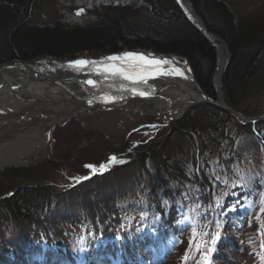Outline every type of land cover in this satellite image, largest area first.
<instances>
[{
	"label": "trees",
	"instance_id": "obj_1",
	"mask_svg": "<svg viewBox=\"0 0 264 264\" xmlns=\"http://www.w3.org/2000/svg\"><path fill=\"white\" fill-rule=\"evenodd\" d=\"M40 1L43 0H0V52L3 53L0 63L42 56L74 57L85 50L99 56L101 52L111 53L124 48H153L161 53L185 58L203 89L215 95L213 80L217 49L204 37L202 30L189 22L174 1L167 8L161 7V4L154 6L152 12L159 16V20H150L144 27L136 19L138 6L130 1L105 6L90 5L84 19L57 17L51 22L39 23L34 21V16H41L37 15L40 5H43ZM191 1L208 30L228 49L229 63L223 79L226 103L251 116L264 113V105L252 106L259 96L264 95V9L250 13L249 18L248 15L237 18L223 0ZM255 82L261 91L259 94L254 89ZM201 108L226 116L238 130H233V133L220 130L222 138L206 131L202 133L189 118L196 109L192 108L183 120L173 122L172 128L176 130L171 131L185 133L192 147V150H188L189 159L182 154L177 157L170 153L163 155L168 136L149 144V140L156 138L160 130H144L148 133L144 135L147 139H141L142 143L135 149L137 154L132 160L133 163L139 161L142 175L146 174L145 170L148 171L149 182L142 187L145 190V206H129L135 215H139L130 226L125 225L120 215L119 201L125 200L124 197L132 192L131 187L108 185L105 181L100 183L99 188L87 192L92 188L90 181L83 184L85 196L81 193V187L76 189L81 198L79 204H65L66 207L57 209L56 198L63 196L64 192H55L53 189L44 191L40 186L36 187L41 189L37 191L32 186H26L25 191L3 200L0 219L3 217L2 222L7 220L13 229L20 228L22 232L16 237L14 231L7 237L1 234L0 252L12 250L17 258L24 253L32 259L38 258L39 249L31 239L33 233L38 231L47 240L45 255L62 258L52 236L58 233L60 237L64 233L59 232L61 223L75 225L82 220L85 225L91 223V230L99 236L94 207L97 203L115 217L116 220H113L122 235L123 246L149 233V229H156L161 237L182 235L181 242H187L192 237L191 229L197 227L207 233L208 241L214 231L216 234L221 232L223 239L228 234L242 235L238 244L229 245L231 252L241 259L246 258L247 251L264 252V167L255 176L247 172L246 180L242 171L243 159L250 157L255 144H263L264 130L260 128L264 123L245 125L213 106L203 105ZM188 123L193 124L194 128H190ZM71 124L69 129L58 128L51 133L55 149L58 146L57 156L71 157L77 152L78 144L84 140L83 145L86 147L77 152L80 158L88 157L91 160L96 157L97 151L93 146L101 139L98 137L100 134L88 132L74 119ZM161 124L151 122L147 126L156 125L159 128ZM203 127L206 130L208 126ZM73 134L75 137H72ZM80 136L83 137L81 140ZM93 136L95 140L90 142ZM106 160L108 158L101 161ZM150 162L157 163L154 168L155 180ZM21 171L15 170L11 174L18 178ZM26 191L27 194H33L32 207L24 205L28 200ZM138 217L143 218L141 224ZM188 218L189 224L180 223ZM63 241L68 250L78 253L88 251L89 257L96 256L104 248L95 242L82 245L80 242Z\"/></svg>",
	"mask_w": 264,
	"mask_h": 264
},
{
	"label": "rangeland",
	"instance_id": "obj_2",
	"mask_svg": "<svg viewBox=\"0 0 264 264\" xmlns=\"http://www.w3.org/2000/svg\"><path fill=\"white\" fill-rule=\"evenodd\" d=\"M127 2L130 1L131 4H134L138 6V14H136V19H138L140 22H142L143 27L147 24V22L155 20H159V16H156L155 12H152V8L154 6H158L161 4V7L167 8L169 4L174 0H43L40 1V8L38 9L37 15H41L39 18L37 16H34V21L39 23H45V22H51L53 20H56L57 17L61 18H73V19H84L88 7L90 5L98 4L99 6H105L104 4L108 5L109 3H117V2ZM224 3H226L231 10L234 11V15L237 18H244L248 15V18L250 16V13L263 10L264 9V0H223ZM57 2V3H56ZM175 2V1H174ZM83 6L84 9H86L85 13H83L81 16H79L76 13V9ZM154 11V10H153ZM43 15V17H42ZM185 15V13H184ZM245 20V19H241ZM2 46V45H1ZM0 46V50H2V47ZM142 49H148L152 50L154 52H158L156 49L153 48H143L138 47ZM127 49V48H124ZM135 49V48H133ZM117 52V51H115ZM217 52V51H216ZM103 54V52H101ZM227 53V60L229 63V52L226 48ZM3 54L0 52V58L3 56ZM92 53L87 50L78 53L77 55H91ZM76 55V56H77ZM66 57V56H63ZM218 60V57H217ZM217 64V63H216ZM217 67V66H216ZM254 84V89L257 94L261 91L257 87V83ZM214 85V80H213ZM214 89V88H213ZM262 90V89H261ZM264 93V89H263ZM216 95V91H215ZM214 95V96H215ZM260 98H257L255 102L252 103V106L257 105H264V95L259 96ZM263 99V100H262ZM202 105H199V107H196L194 114L190 115L191 122H194V127H197L200 132L205 133H213L216 137L222 138V135H220V130H227V132L233 133V130H238L224 115H218L217 113H214L213 111H207L206 109L201 108ZM191 111V110H190ZM188 115V112L184 115ZM174 121L179 122L181 120ZM78 121L81 126L89 130L88 132L94 131L99 133L98 135L99 139L96 142V145L93 146L95 150L97 151L96 157H92L91 160L88 157L80 158L77 152L79 150L85 148L84 146V140L78 144L76 153L72 154L71 157H58L57 156V149H55L53 138L51 137V133L54 130H57L58 128L61 129H69L71 128L72 120ZM24 118L19 119L18 121H23ZM237 120V119H236ZM240 122L239 120H237ZM12 122V120H5L3 124H9ZM151 122H162L161 127L159 128H153L150 126H147V123ZM264 122H261L259 124H262ZM190 128H194L193 124H190ZM172 124L169 122H165L163 119L157 117L154 114H150L147 112L142 111H133V110H126V109H114V110H98L95 112H92L90 114L85 115H79L76 117H73L68 124L63 126L56 127L53 131L50 132L49 140L47 148L41 152V154L38 157H35L34 159H27L23 161V164L12 166L6 165L5 167L0 169V208L2 205H4L3 198L5 196H8L12 198V196L16 195L17 193H20L22 191H25L28 186H32L33 190L36 189L44 190L47 189H53L55 192H64L63 196H60L59 198H56V208H64L65 204H79L81 202V198L79 197V192L75 189H68L66 187L67 180L64 179V171L65 173H76V174H87L90 170L85 167L87 164H95L99 165L101 163H104V161H101L103 159L109 158L112 155L120 154L122 155V158L119 159L126 161L125 163L121 164H113L110 165L111 167L115 166L113 171L107 172L102 177H96V179L93 178V180L90 182L91 189L87 190V192H92L94 190L93 188L97 189L99 188L100 183L107 182L108 185L110 184H116L118 186H127L131 187V193L127 195L125 200H120V215L122 218H124L125 225L130 226L133 221H135V217L139 215H135L132 208H129V206H132L133 204L136 206H145V201L143 199V191L142 187L144 184H148L149 182V175L148 171L145 170V175H142V170L139 167V161L137 163H133L137 153H135V149L139 146H136L134 149H132V145L134 140L141 141L143 137L146 135L144 134V130H160L156 138H151L148 142L149 144L155 143L157 141H162L164 138L168 136L169 141L167 145L164 147H167L162 154L166 155L170 153L171 155H174L175 157L180 156L182 154L183 157L186 159H189V152L188 150L192 147L189 144V141L185 138V133L178 131V132H171L172 130H176L172 128ZM207 127L205 128L203 127ZM210 127V128H209ZM262 130H264V126H261ZM86 130V131H87ZM179 130H181L179 128ZM183 130V129H182ZM244 130H249L245 128ZM196 131V130H194ZM97 135V134H96ZM95 135V136H96ZM145 135V136H144ZM95 136H93L90 139V142L95 140ZM72 137H75V134L72 135ZM83 137L80 136L79 140H81ZM150 138V136H149ZM147 139V137H145ZM196 146L199 144L197 141H195ZM226 145H229L228 142H226ZM163 147V148H164ZM131 149V151H129ZM187 150V151H186ZM162 150H159L160 152ZM190 151V150H189ZM199 152L198 150L196 151ZM104 153L102 158L100 157L101 154ZM80 158V159H79ZM49 161L47 165H42L45 162ZM83 161V162H82ZM132 161V162H131ZM242 166L244 168L243 176L244 180H246V173H252L253 176L257 175L260 170L264 167V147L262 144H255L254 149L248 157V159H243ZM54 163V164H53ZM23 166L24 169H22L20 175L18 178H14V174H11L15 171L14 168ZM157 166V163L150 162L149 167L153 170V178L155 180L156 174L154 173V168ZM45 167V168H43ZM261 167V168H260ZM112 170V169H111ZM42 171V172H39ZM156 172V171H155ZM11 174V175H10ZM142 175V176H141ZM17 180H19L17 182ZM110 183V184H109ZM139 183V185H138ZM85 185V184H84ZM27 186V187H26ZM40 186L41 189H37L36 187ZM81 193L84 194V186L81 185ZM101 189L104 190L102 187ZM31 190V189H30ZM142 190V191H141ZM28 191H26V200L27 202L24 203V205L30 206L33 205V194H27ZM35 194V193H34ZM38 194V193H37ZM93 194V193H89ZM13 196V197H14ZM45 198L46 195H44ZM66 202V203H65ZM96 213H97V221L99 224V236H96L94 232L91 230L92 224L85 225L83 223V220L80 223H76L73 225L72 223L67 224H60L59 226V232L64 231L63 234L60 235L61 239L58 235L52 236V239L55 242L56 249L59 248L63 253L69 255L67 253V250L64 248L63 240L72 241L75 244L81 243L82 245H87L88 242H102L106 247L107 250H110L111 253H113V250L116 251L118 255V246L121 240L122 235L120 234L119 230L117 229V225L114 223L115 217L111 215L110 212L106 211L102 204H95L94 205ZM4 209V207H3ZM157 211V210H155ZM154 211V212H155ZM157 214V213H155ZM3 217L0 219V235L5 234L3 236L7 237L10 232L14 231L15 237L16 235L20 234L22 232V229L18 228L13 229L11 227V224L5 220L2 222ZM114 219V220H113ZM140 224L142 223L143 218L138 217ZM137 219V220H138ZM155 223V222H154ZM180 223H186V219L182 220ZM191 229V228H189ZM219 229H217L218 231ZM190 230H188L189 232ZM192 237L186 242H181L183 240V236H177V237H167L164 238V241L168 242V247L166 249H145L146 247H150L149 245L154 244V240H147L144 236L143 240H140L141 237L137 240V246L139 250L144 251L143 255H137L136 252H132L131 256L133 257L131 259V256H128L126 253L120 255V259H123L124 261L128 262L129 264L132 261L137 262L138 264H264V254L260 253L258 251H247L246 258L243 257L241 259L238 255H235L230 252V249L227 247V242H231V240H235L237 235L229 236V240H223L222 236H220L216 241L217 248L212 251L214 248V241L217 236V232L214 231L211 240L208 241V236L206 232H202L199 228L191 229ZM151 234V233H150ZM149 234V236H150ZM115 238L114 242H111V238ZM121 235V236H120ZM242 238V235H241ZM33 242L35 245H38L41 249L46 248V239L44 235L38 231H35L32 235ZM241 240V239H240ZM146 242H149V245H145ZM183 243V244H182ZM167 244V243H166ZM116 245V246H115ZM145 249V250H143ZM181 249V250H180ZM132 251V249H130ZM19 252V251H18ZM110 252H108V256H111ZM115 253V252H114ZM18 254V253H17ZM142 256V257H141ZM185 256H187V259H185ZM205 256H208L207 261L204 259ZM41 261L37 262H31V264L38 263L41 264ZM100 262L103 261L102 257L99 259ZM27 262V259L25 256H21L17 259H8L6 255H3L0 259V264H18V263H24ZM86 264H100L99 262H87Z\"/></svg>",
	"mask_w": 264,
	"mask_h": 264
},
{
	"label": "water",
	"instance_id": "obj_3",
	"mask_svg": "<svg viewBox=\"0 0 264 264\" xmlns=\"http://www.w3.org/2000/svg\"><path fill=\"white\" fill-rule=\"evenodd\" d=\"M184 5L178 0H175V3L180 7L183 13L186 14V18L190 23L197 26L204 37L209 40V42L216 47L217 49V67L214 74V90L216 95L212 96L206 90L203 89L201 84L198 82L194 71L189 64V62L178 55L154 52L148 49L142 48H131V49H122L117 52L104 53L99 56L94 55H77L74 57H56V56H42L32 60L24 59H14L8 62L0 64V89H6L9 96H12L15 102L10 103L8 97L7 102L0 103V116H4L2 120L9 118L11 114L15 116L22 115V118L27 120L31 119L29 117L30 110L29 108H23L19 105L25 103L24 101L37 103L39 98H36V91H42L47 89L46 87H60L63 89L62 96L59 94L56 97V105L66 104L72 109H77L73 113L67 114L63 119L62 123L54 124L50 132L53 131L58 126H63L68 124V122L76 116L90 114L98 110H114V109H126L129 110L132 106L146 105L151 110L142 111L150 114H154L157 117L163 119L166 122L178 121L184 117V115L192 108L199 105H210L219 110H222L235 119L239 120L244 124H254L264 122V113L261 115L251 116L243 113L239 109L229 106L225 101V93L221 88V91L218 92L217 83H218V71L220 67V44L216 40V36L208 30L203 18L198 14L196 8L191 0H183ZM83 9V8H81ZM80 9L76 11L78 13ZM85 10L79 15L83 14ZM125 52H133L145 54L149 59H158V60H169L173 65L181 66L179 60H183L187 64V76L188 81L192 83L197 95H191L188 93L189 100L188 102L177 108L170 100H161L159 98L160 92L163 90L164 86L169 84L168 80L160 81L159 77L154 75L150 69L151 75L147 78L146 82H133L125 80L120 75H113L111 73L105 72L103 69L105 65L116 63L119 65V61H108L106 60L109 56H122ZM85 59L88 61H93L95 63L80 66H72L69 64L70 61ZM165 66V65H162ZM228 66V60L221 69L220 73V85H223L224 74ZM17 70L15 72V78L10 76H5L7 71ZM95 81L94 85H88L87 80ZM175 85L180 87L178 82H173ZM136 89V92H133L132 89ZM181 88V87H180ZM183 90V89H182ZM140 91L149 93L147 97H142L139 95ZM187 94V93H185ZM31 97L30 99H28ZM49 95H45V98H48ZM25 98L27 100H19ZM3 100V99H2ZM42 103H44L41 100ZM47 104H52L51 100L46 101ZM49 106V105H48ZM53 106V105H52ZM16 107V108H15ZM18 107V108H17ZM78 108H81L83 111H79ZM24 109V110H23ZM177 111L176 113H173ZM38 112H49L48 107H42ZM44 116V114H42ZM8 120V119H7ZM4 121V120H3ZM8 125V124H7ZM50 136V133H49ZM105 173V171H103ZM98 174H93L88 172L87 174H76V173H65L64 179L67 180L66 187L72 189L78 187L82 183H85L91 180L94 176ZM90 179H84L82 183L77 182L74 178L76 177H89Z\"/></svg>",
	"mask_w": 264,
	"mask_h": 264
},
{
	"label": "bare ground",
	"instance_id": "obj_4",
	"mask_svg": "<svg viewBox=\"0 0 264 264\" xmlns=\"http://www.w3.org/2000/svg\"><path fill=\"white\" fill-rule=\"evenodd\" d=\"M182 5H184L183 0H178ZM220 44V67L218 71V85L217 88L219 91H221L222 86L220 85L219 79H220V73L221 69L225 65L227 61V53H226V47L223 43ZM181 63V66L173 65L172 63H169L165 66H161L163 70L167 72V74H163V72H158L155 68H153L152 72L154 75L158 76L160 81L163 82V80H168L169 84L164 86L163 90L158 95L161 100H170L173 102V104L176 105L177 108H180L181 106L185 105L188 100V93L191 95H197L198 92L196 91L195 86L188 81L187 76V64L183 60H179ZM176 67H179L182 71H184L183 76L176 75L174 72V69ZM16 71L17 70H13ZM12 70L7 71L5 76H10L12 78H15ZM173 82H178L180 84V87L175 85ZM47 89L42 91H36V98H39L40 100L37 101V103L32 102H26L21 103L19 106L23 108H29L30 114L29 117L32 118L31 122L30 120H27L24 118L23 121L19 122V119H22V115L15 116V114H11L9 118L3 119L5 120H12L8 125L3 124L2 118L4 116H0V169L5 167L6 165H12L17 166L23 164V161L27 159H34L35 157H38L42 151H44L47 148L48 140H49V133L51 128L54 126V124H60L62 123L63 119L67 116L69 113H73L77 111V109H72L70 106L66 104H58L56 105V97L60 94L62 96L63 89L60 87H46ZM183 89V90H182ZM187 93V94H185ZM45 95H49L48 98H45ZM5 97H8L10 100H12L10 103L15 102V100L12 96H9L6 89H0V103L7 102L8 99ZM29 97L28 99H30ZM3 99V100H2ZM19 100H27L25 98H21ZM41 100L44 102L42 103ZM51 100L52 104H47L46 101ZM8 103V102H7ZM49 105V106H48ZM53 105V106H52ZM48 107L49 112H38V110L42 107ZM16 108V107H15ZM18 108V107H17ZM24 110V109H23ZM79 111H83L81 108H78ZM129 110L133 111H148L151 110L146 105L143 106H132ZM177 111H174L173 113H176ZM44 114V116L42 115ZM24 167H17L14 168L15 170H22ZM8 196H5L3 200L7 199ZM115 238L112 235L111 242H114ZM116 246V245H115ZM121 261L120 258H110L107 260V264H118Z\"/></svg>",
	"mask_w": 264,
	"mask_h": 264
},
{
	"label": "snow or ice",
	"instance_id": "obj_5",
	"mask_svg": "<svg viewBox=\"0 0 264 264\" xmlns=\"http://www.w3.org/2000/svg\"><path fill=\"white\" fill-rule=\"evenodd\" d=\"M83 12V9H80L78 11V15ZM108 61H119V65L116 63L107 64L104 67V71L107 73H111L113 75H120L125 80L133 81V82H146L147 78L151 75L150 69L155 68L158 72H163V74H167L165 70L161 68L162 65H167L171 63L169 60H158V59H149L145 54L140 53H133V52H125L122 56H109L106 58ZM95 63L93 61H88L85 59H78L74 61H70L69 64L72 66H76L79 68L80 66H86L89 64ZM186 63V62H185ZM174 72L176 75L183 76L184 71H182L179 67H176L174 69ZM95 81L89 79L87 80L88 85H94ZM133 92H136V89H132ZM139 95L142 97H147L149 93L140 91ZM150 127L155 128L156 125H150ZM133 147H136L134 144ZM131 151V149H129ZM126 161H123L119 159L116 155H112L108 158V161L105 163H101L98 166L95 164H87L85 165L86 168L90 170L93 174H103V171L109 170L110 165L113 164H121L125 163ZM77 182L82 183L84 179H90L89 177H76L74 178ZM157 219H160L159 216L156 217ZM221 232L217 234L214 243H216L217 239L220 237ZM214 251V248L212 249ZM185 259H187V256H185ZM206 261L208 259V256H205L204 258Z\"/></svg>",
	"mask_w": 264,
	"mask_h": 264
},
{
	"label": "flooded vegetation",
	"instance_id": "obj_6",
	"mask_svg": "<svg viewBox=\"0 0 264 264\" xmlns=\"http://www.w3.org/2000/svg\"><path fill=\"white\" fill-rule=\"evenodd\" d=\"M132 149H134V148H132ZM120 155V154H119Z\"/></svg>",
	"mask_w": 264,
	"mask_h": 264
}]
</instances>
